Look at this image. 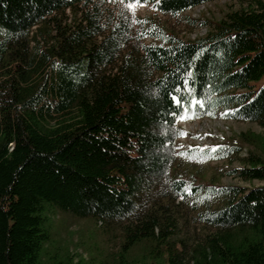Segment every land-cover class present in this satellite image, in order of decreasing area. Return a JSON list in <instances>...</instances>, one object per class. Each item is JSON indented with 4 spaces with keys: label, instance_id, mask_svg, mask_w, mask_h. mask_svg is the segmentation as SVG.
<instances>
[{
    "label": "trees",
    "instance_id": "trees-1",
    "mask_svg": "<svg viewBox=\"0 0 264 264\" xmlns=\"http://www.w3.org/2000/svg\"><path fill=\"white\" fill-rule=\"evenodd\" d=\"M123 1L178 14L210 0ZM239 1L248 7L194 39L144 17L143 35L159 41L120 55L130 28H104L94 0H0V264H264V183L174 177L178 194L224 199L201 215L215 231L193 247L170 238L173 219L145 207L178 153L238 159L230 174L264 181L256 132L178 149L176 115L193 99L203 102L197 116L224 110L264 128V0ZM246 144L259 150L242 156ZM57 211L91 216L111 234L124 222L117 252L50 254Z\"/></svg>",
    "mask_w": 264,
    "mask_h": 264
},
{
    "label": "rangeland",
    "instance_id": "rangeland-1",
    "mask_svg": "<svg viewBox=\"0 0 264 264\" xmlns=\"http://www.w3.org/2000/svg\"><path fill=\"white\" fill-rule=\"evenodd\" d=\"M94 4L97 6L96 11L102 19L104 28H108L115 22H124L130 28L120 55L130 49H140L144 44L151 41H159L143 35L144 21L142 18L144 17H150L166 30L174 31L181 38L194 39L204 36L214 29V21L224 18L231 11L247 8L249 5L248 2L239 0H210L181 13L172 14L156 10L150 3L139 1L94 0ZM73 16L74 12L68 9L64 19L69 21ZM222 114L219 111L214 115L198 116L192 121L179 120L178 123L187 133L180 139L181 147L186 148L192 143L201 144L202 147H205L223 140L227 142L229 138H236L240 132L247 130L260 134V138L264 140V128L257 122L236 120ZM256 147L259 145L246 144L241 155L248 154L250 150L258 149ZM241 165L242 163L238 159L230 161L226 158H217L216 155L198 157L178 153L176 159L169 165L160 184L150 195L145 207L148 211H156L161 217L173 219L175 227L170 235L172 240L187 247L200 244L207 234L215 231L214 227L202 220L201 215L207 209H214L221 205L224 199L213 196H196L195 194L183 196L175 191L171 183L172 179L177 177L188 183L193 181L195 184H203L214 179L220 184L247 187L264 183V181L257 179L243 180L230 174L232 168ZM125 223L127 222L125 221ZM112 225L111 232L113 234L105 230L104 224L96 223L91 216L82 218L72 212L57 211L53 216L54 234L52 242L48 244V252L51 254L54 250L69 248L73 252L81 253L85 258L96 256L111 259L113 253L117 252L122 240L124 222L114 221ZM141 251L139 245V247L134 248L133 254L138 256ZM45 258H47V254Z\"/></svg>",
    "mask_w": 264,
    "mask_h": 264
},
{
    "label": "bare ground",
    "instance_id": "bare-ground-1",
    "mask_svg": "<svg viewBox=\"0 0 264 264\" xmlns=\"http://www.w3.org/2000/svg\"><path fill=\"white\" fill-rule=\"evenodd\" d=\"M198 102H200V101H198ZM201 103V102H200ZM192 119H193V117H192V114L189 116V118L188 119H186V120H191L192 121ZM179 120L181 121L182 119L181 118H179ZM185 130V129H184ZM187 133L185 132L182 136H184V135H186ZM182 136L180 137V139L182 138ZM218 137H219V135H218ZM217 137V138H218ZM219 139V138H218ZM223 140V139H222ZM221 142V141H220ZM182 143V142H181ZM186 143V142H185ZM211 144V143H210ZM201 145V144H200ZM191 146H193V143L192 144H189V145H187L186 146V148H184V149H187L188 147H191ZM195 146H197V145H195ZM210 146V145H209ZM205 147H208V146H205ZM205 147H202V148H205ZM199 149V148H198ZM206 149V148H205ZM208 149V148H207ZM204 150V149H203Z\"/></svg>",
    "mask_w": 264,
    "mask_h": 264
},
{
    "label": "snow or ice",
    "instance_id": "snow-or-ice-1",
    "mask_svg": "<svg viewBox=\"0 0 264 264\" xmlns=\"http://www.w3.org/2000/svg\"><path fill=\"white\" fill-rule=\"evenodd\" d=\"M131 6V5H130Z\"/></svg>",
    "mask_w": 264,
    "mask_h": 264
}]
</instances>
